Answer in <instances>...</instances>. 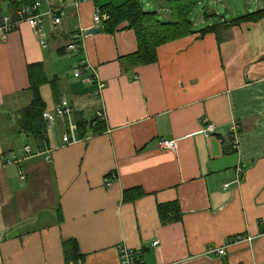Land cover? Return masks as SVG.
<instances>
[{
	"label": "crops",
	"instance_id": "obj_1",
	"mask_svg": "<svg viewBox=\"0 0 264 264\" xmlns=\"http://www.w3.org/2000/svg\"><path fill=\"white\" fill-rule=\"evenodd\" d=\"M75 1L64 0L59 25L44 17L41 33L25 23L4 39L0 31V264H118L120 246L142 264H264V19L235 21L264 0H198L194 30L217 26L219 35L161 45L156 63L126 71L119 60L137 50L126 23L113 34L86 33L102 27L96 7L128 0ZM151 2L157 10L143 9L171 21L167 0ZM13 12L0 0V26ZM74 34L78 48L68 53ZM80 62L88 70L75 78L68 70ZM36 65L47 81L39 89L45 111L65 100L88 122L102 112L104 130L64 143L58 119L42 144L18 134ZM163 140L176 150L161 148ZM133 189L144 195L124 201ZM169 203L181 217L162 224L158 206ZM235 236L253 241L217 256ZM69 240L79 258L67 262Z\"/></svg>",
	"mask_w": 264,
	"mask_h": 264
},
{
	"label": "trees",
	"instance_id": "obj_2",
	"mask_svg": "<svg viewBox=\"0 0 264 264\" xmlns=\"http://www.w3.org/2000/svg\"><path fill=\"white\" fill-rule=\"evenodd\" d=\"M11 3L14 11L22 6L29 5L35 0H6ZM171 21H163L157 13L143 9L141 0H128L122 5H107L100 7L102 14L107 16L103 21V32L113 34L120 29L124 23L134 31L137 50L119 60L121 68L125 71L136 66L150 65L157 62V48L161 45L179 40L181 38L199 33L200 37L212 32L219 35L217 26L207 27L200 31H195L191 15L198 4V0H167ZM264 19V9L238 18L235 21H258ZM29 90H31L33 99L31 103L19 110L18 116V134L25 135L40 144L47 140L46 128L41 120V114L46 110V104L43 102L39 89L47 83L43 68L41 65L31 66L28 70ZM75 132L77 138H83L89 130L93 133L104 130V121L98 119L88 122L79 114L73 117ZM133 189L124 192V201H132L144 194L141 191ZM158 215L162 224L179 220L181 217L180 209L177 203H169L158 206ZM63 251L67 262L75 261L79 258L78 247L75 241L69 240L64 243Z\"/></svg>",
	"mask_w": 264,
	"mask_h": 264
},
{
	"label": "built area",
	"instance_id": "obj_3",
	"mask_svg": "<svg viewBox=\"0 0 264 264\" xmlns=\"http://www.w3.org/2000/svg\"><path fill=\"white\" fill-rule=\"evenodd\" d=\"M55 5L52 6L51 0H35L33 3L22 6L10 15H7L3 18V23L0 26V31L2 33V38L4 39L5 34L10 32L11 30L19 27L21 24H27L31 29H33L37 33L42 32V25L44 17L48 16L52 19L53 25H59L62 21V18L65 16V3L64 0H54ZM81 0H76L73 5L77 6ZM42 5L47 6V11L41 13L39 11ZM107 19V16L102 14L98 7L95 8L93 21L97 25H101L103 21ZM79 40V35L74 34L72 36L71 42L67 45L66 50L68 53L75 51L78 46L77 42ZM88 66L84 62H80L73 69V75L75 78H79L83 73L87 72ZM104 87L103 83H98V89L101 90ZM74 110L73 108L65 101H60L57 106L50 111H44L41 114V120L45 124L46 132L53 129L56 126L58 119H64L66 123V133L62 137V142L69 143L76 140L77 135L75 132L74 126ZM97 118L105 122V117L102 112L97 114ZM239 127L237 125H232L229 129V135L232 140V146L234 147L237 143V136H238ZM202 132L205 136H209L211 133L214 132V126L211 124H207L203 129ZM161 148L167 150H176L177 143L176 141H168L163 140L160 145ZM24 155H28L30 153V148L25 146L22 150ZM242 169H238V173H242ZM107 183L108 180H106ZM228 185H224L226 188ZM253 238L249 236H235L230 239L218 249L215 254L219 257H223L226 255V249L229 245L247 242L252 243ZM157 243L154 242L153 246H156ZM118 264H142L141 259L139 258V254L131 248L120 246L118 248Z\"/></svg>",
	"mask_w": 264,
	"mask_h": 264
},
{
	"label": "rangeland",
	"instance_id": "obj_4",
	"mask_svg": "<svg viewBox=\"0 0 264 264\" xmlns=\"http://www.w3.org/2000/svg\"><path fill=\"white\" fill-rule=\"evenodd\" d=\"M152 0H142L141 1V4H143V5H147V4H149V3H153V2H151ZM146 7H148V8H153L154 10H157L158 9V7L157 6H155L154 5V3H153V5H152V7H151V5H147ZM200 8V7H199ZM148 10H152V9H148ZM163 14V13H162ZM195 17H193V19H194ZM72 53V52H71ZM70 73H72L73 74V70L72 69H69L68 70ZM50 111V110H49ZM44 112V111H43ZM13 116V118L15 117V115L12 113V115H11V117ZM0 118H1V115H0ZM2 130V132L4 133V131H5V128H2L1 129ZM47 133V132H46ZM18 145H20V143L18 144Z\"/></svg>",
	"mask_w": 264,
	"mask_h": 264
},
{
	"label": "water",
	"instance_id": "obj_5",
	"mask_svg": "<svg viewBox=\"0 0 264 264\" xmlns=\"http://www.w3.org/2000/svg\"><path fill=\"white\" fill-rule=\"evenodd\" d=\"M103 31V28L102 27H99V28H94V29H91L89 31H87V35L89 34H98V33H101Z\"/></svg>",
	"mask_w": 264,
	"mask_h": 264
}]
</instances>
